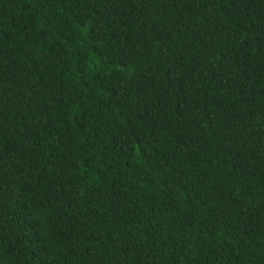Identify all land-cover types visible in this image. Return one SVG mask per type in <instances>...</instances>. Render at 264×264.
<instances>
[{"label":"trees","instance_id":"1","mask_svg":"<svg viewBox=\"0 0 264 264\" xmlns=\"http://www.w3.org/2000/svg\"><path fill=\"white\" fill-rule=\"evenodd\" d=\"M0 264H264V0H0Z\"/></svg>","mask_w":264,"mask_h":264}]
</instances>
